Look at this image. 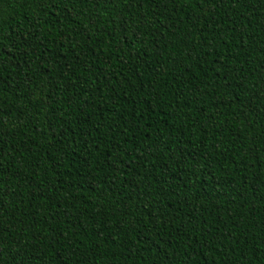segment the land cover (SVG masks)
I'll return each instance as SVG.
<instances>
[{
    "label": "trees",
    "instance_id": "1",
    "mask_svg": "<svg viewBox=\"0 0 264 264\" xmlns=\"http://www.w3.org/2000/svg\"><path fill=\"white\" fill-rule=\"evenodd\" d=\"M0 264H264V0H0Z\"/></svg>",
    "mask_w": 264,
    "mask_h": 264
}]
</instances>
